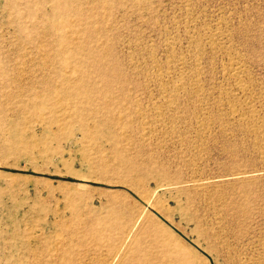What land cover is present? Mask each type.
Returning a JSON list of instances; mask_svg holds the SVG:
<instances>
[{"label": "rangeland", "instance_id": "374dc122", "mask_svg": "<svg viewBox=\"0 0 264 264\" xmlns=\"http://www.w3.org/2000/svg\"><path fill=\"white\" fill-rule=\"evenodd\" d=\"M159 228L264 264V0H0V264H169Z\"/></svg>", "mask_w": 264, "mask_h": 264}, {"label": "bare ground", "instance_id": "6f19581e", "mask_svg": "<svg viewBox=\"0 0 264 264\" xmlns=\"http://www.w3.org/2000/svg\"><path fill=\"white\" fill-rule=\"evenodd\" d=\"M69 17V16H68ZM85 27V26H84ZM89 27V26H88ZM79 32V31H78ZM59 36V35H58ZM62 36V35H61ZM65 36V35H64ZM63 36V37H64ZM60 37V36H59ZM57 37L58 39H60V41H62L61 43H63V40H61V38ZM68 39V38H67ZM69 40V39H68ZM72 41V40H71ZM70 41V42H71ZM74 42V40L72 41ZM77 42V41H76ZM59 43V42H57ZM68 43V42H67ZM75 44V43H74ZM57 45V44H56ZM76 45V44H75ZM80 45V44H79ZM81 46V45H80ZM79 46V47H80ZM76 47V46H75ZM78 47V42H77V48ZM97 66V65H96ZM234 67V66H233ZM232 67V68H233ZM231 69V68H230ZM87 70V69H86ZM236 70V68H235ZM239 70V69H238ZM242 71V70H241ZM240 72V71H239ZM238 74V73H237ZM238 76V75H237ZM85 73L81 72V74L79 75L78 78H76L75 80H73L69 85H66L65 83H62L58 86H53L52 87V90L54 91H60V90H64L65 92H73L75 95L77 94H80V95H83V96H86L88 93L86 92L88 89L85 90V86H84V78H85ZM66 78V77H65ZM71 78V77H70ZM69 79V77L67 78ZM71 80V79H69ZM65 81V80H64ZM238 82V81H237ZM240 83V82H238ZM62 88H60V87ZM241 86V84H240ZM239 86V87H240ZM175 88V87H174ZM52 91V92H54ZM47 92V91H45ZM51 92V93H52ZM197 92V91H196ZM50 93V92H49ZM72 93V94H73ZM33 94V93H32ZM73 94V95H74ZM169 94V93H168ZM41 95V94H40ZM46 95H48L46 93ZM41 96L44 97V100L45 98L48 99V96H45V94H42ZM170 97V96H169ZM87 99V98H86ZM173 99V98H172ZM103 100V99H102ZM244 100V99H243ZM173 101V100H172ZM251 101V100H250ZM250 101H247L245 103L244 106H242L244 108V112H246L247 114V120L250 121V123L248 122V128L250 130H253V131H257L259 128H260V123L258 121V119H256L255 117V114H254V110L252 108V105L249 103ZM171 102V100H170ZM243 104V102H242ZM28 105V104H27ZM77 106V105H76ZM168 107V106H167ZM83 108V107H82ZM235 109V108H234ZM238 112V111H237ZM234 113V112H233ZM236 113V112H235ZM256 113V112H255ZM156 114H160L159 113H156ZM238 115H241V114H238ZM163 117V116H162ZM18 136V135H17ZM193 185L195 187H201L203 186L202 183L203 182H200V181H197V180H193ZM135 224V223H134ZM160 230H157V231H153V233H149V235L152 237V240L155 241L153 242L155 245L161 247V250L158 251L159 254H160V257L165 259V262H168L169 264H188V259H189V256L191 255V252L190 250L188 249H185V248H181L179 245V243H177L171 236L170 234L164 230L163 228H159ZM131 233V232H130ZM127 234V233H126ZM135 235V234H134ZM128 237V236H127ZM137 237V236H136ZM136 237L134 236L132 238V243L135 242V239ZM195 244V243H194ZM196 245V244H195ZM121 247L120 248H117L116 251H115V256H117L118 254L121 253V248H122V244L120 245ZM119 247V246H118ZM125 251V250H123ZM127 251V250H126ZM125 251V252H126ZM120 252V253H119ZM124 253V252H123ZM122 254V253H121ZM115 258V257H114ZM113 258V259H114ZM147 258V257H146ZM113 261V260H112ZM117 261V260H116ZM164 261V260H163ZM111 263L110 261L108 262V264Z\"/></svg>", "mask_w": 264, "mask_h": 264}, {"label": "water", "instance_id": "95a60500", "mask_svg": "<svg viewBox=\"0 0 264 264\" xmlns=\"http://www.w3.org/2000/svg\"><path fill=\"white\" fill-rule=\"evenodd\" d=\"M166 222V221H165ZM173 229L179 234L181 235L186 241H188L191 245L195 246L194 243L192 241H190L186 236H184L180 230H178L177 228L173 227Z\"/></svg>", "mask_w": 264, "mask_h": 264}]
</instances>
